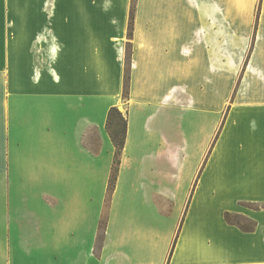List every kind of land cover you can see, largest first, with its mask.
<instances>
[{"label":"crops","instance_id":"crops-1","mask_svg":"<svg viewBox=\"0 0 264 264\" xmlns=\"http://www.w3.org/2000/svg\"><path fill=\"white\" fill-rule=\"evenodd\" d=\"M188 1H149L157 29H132L127 70L128 29H97L88 2L62 29H0V264H264V89L244 91L213 142L229 43L183 29ZM121 104L97 249L115 150L105 123ZM235 192L255 205L241 210L252 231L224 218Z\"/></svg>","mask_w":264,"mask_h":264},{"label":"rangeland","instance_id":"rangeland-1","mask_svg":"<svg viewBox=\"0 0 264 264\" xmlns=\"http://www.w3.org/2000/svg\"><path fill=\"white\" fill-rule=\"evenodd\" d=\"M79 1L88 2L90 9H97L98 12L94 9L100 23L97 29H128L125 48L127 70L131 39L129 31L132 34V29H157L155 16L151 17L147 12V5L153 0H0V29H62L63 23L71 18V6ZM183 8L185 13H190L189 24H185L183 29H213L215 48L221 45L222 37L229 43V95L226 99L222 98L225 103L220 112V119H215L214 122L212 141L215 142L221 134L231 105L240 100H248L242 98L245 95L244 91L248 89H264L263 78L252 81L248 74L253 71L260 75L261 69L264 71V61L259 57L262 54L258 53L264 52V0H189ZM73 13L78 15L77 11ZM153 13L156 11L153 10ZM131 15L134 18L130 30ZM186 16L188 15L185 14L184 17ZM184 22H186L185 19ZM221 29H229L228 35L222 34ZM8 34L12 35L13 30ZM255 49L256 52L252 54ZM249 61L250 66L246 68ZM215 67L221 68L220 58L215 57ZM126 83L127 71L122 86L123 97L126 96L124 91ZM237 95L241 98L239 96L237 98ZM120 107L118 109L123 113L124 105L121 104ZM187 121L186 115L182 113L181 123L185 124ZM228 127L226 124L225 132ZM231 136L227 135V137ZM110 195L111 193H106L105 207L96 238L97 249L103 239ZM247 197L249 195L238 192L229 194L230 210H225L230 212V223L240 230H250L254 227L253 219L241 211L255 208L254 203Z\"/></svg>","mask_w":264,"mask_h":264},{"label":"trees","instance_id":"trees-1","mask_svg":"<svg viewBox=\"0 0 264 264\" xmlns=\"http://www.w3.org/2000/svg\"><path fill=\"white\" fill-rule=\"evenodd\" d=\"M133 15L130 16V30L132 28V21H133ZM129 34L131 35L130 31ZM127 83L125 84V94L127 95ZM106 130L109 134V137L111 139V142L114 146V155L112 160V167H111V173L108 180V186H107V192L111 193L115 187V182L117 179V173L119 170V164H120V157L122 153V149L125 144V136H126V127H127V118L126 116L116 107L112 106L107 111V117H106V123H105ZM230 212L224 213V218L227 222L230 223L229 219ZM232 224V223H231ZM254 228V227H253ZM246 230L242 229L244 231H252L253 230ZM175 243V239L173 240L171 249L169 251L168 256L171 255L173 246Z\"/></svg>","mask_w":264,"mask_h":264}]
</instances>
